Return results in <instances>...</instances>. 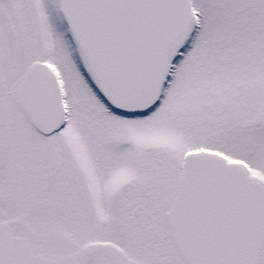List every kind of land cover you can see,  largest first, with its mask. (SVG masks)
Returning <instances> with one entry per match:
<instances>
[{
    "label": "snow or ice",
    "instance_id": "obj_1",
    "mask_svg": "<svg viewBox=\"0 0 264 264\" xmlns=\"http://www.w3.org/2000/svg\"><path fill=\"white\" fill-rule=\"evenodd\" d=\"M0 264H264V0H0Z\"/></svg>",
    "mask_w": 264,
    "mask_h": 264
}]
</instances>
